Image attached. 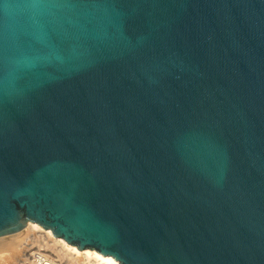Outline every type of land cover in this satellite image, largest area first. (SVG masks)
I'll list each match as a JSON object with an SVG mask.
<instances>
[{
  "label": "water",
  "instance_id": "1",
  "mask_svg": "<svg viewBox=\"0 0 264 264\" xmlns=\"http://www.w3.org/2000/svg\"><path fill=\"white\" fill-rule=\"evenodd\" d=\"M120 264H264V0H0V239Z\"/></svg>",
  "mask_w": 264,
  "mask_h": 264
},
{
  "label": "bare ground",
  "instance_id": "2",
  "mask_svg": "<svg viewBox=\"0 0 264 264\" xmlns=\"http://www.w3.org/2000/svg\"><path fill=\"white\" fill-rule=\"evenodd\" d=\"M43 229L44 228L37 224L30 223L24 230L17 234L18 236L16 235L17 238L13 236L15 239L10 240L8 242L4 241L2 243L6 244L4 245L5 249L12 248L13 251H17L18 258L21 259L22 257H27L25 259L29 261L34 256V259H38L39 264H54L53 259L49 262V258L51 256L58 258V262H60V264H120L118 261H115L114 258H112L111 256L104 257L94 250L90 251L89 249H86L82 250L81 252H78L73 245L68 244L63 239L54 237L50 230L44 229V231ZM31 238H33V240L37 239L36 242H43L44 240H47L46 243L49 245V249L47 248V251L51 254V256H47L45 254L41 255L40 252V254H34L31 252L33 248L28 251L24 250L25 247L21 248L23 245L21 244L22 241H27ZM25 243L27 245V242ZM46 243L45 245H47ZM0 245L3 244H1L0 242ZM1 248H3V246H1ZM37 248L39 249L40 246L38 245Z\"/></svg>",
  "mask_w": 264,
  "mask_h": 264
},
{
  "label": "rangeland",
  "instance_id": "3",
  "mask_svg": "<svg viewBox=\"0 0 264 264\" xmlns=\"http://www.w3.org/2000/svg\"><path fill=\"white\" fill-rule=\"evenodd\" d=\"M44 230V229H43ZM45 231V230H44ZM20 233V232H19ZM18 236V235H17ZM15 238H17L16 237V235H15ZM13 236L10 238V237H8V239H6V238H3V239H5V240H2V239H0L1 241V244H3V245H0V264H39V262L37 263L36 261H37V259H36V261H35V259H33L34 258V256L32 257V259L31 260H29V261H27V259H25V258H27V257H22L21 259L20 258H18L17 256V251H13L12 250V248H10L11 249V251H10V249L8 248V247H6V248H8V249H5V246L4 245H6V244H4V243H2V242H4V241H6V242H8V241H10V240H13V239H15ZM61 239V238H60ZM36 240L37 239H35V240H33V238H31V239H29V240H27V241H22V243L21 244H23L22 245V247L21 248H23V247H25V249L24 250H30L31 248H33L32 249V253H34V254H38L39 252L41 253V255H49V256H51V254L47 251L49 248V245L46 243L47 242V240H44L43 242H41V241H38V242H36ZM25 242H27V245H26V243L24 244ZM45 243L47 244V245H45ZM32 244V245H31ZM26 245V246H25ZM40 246V250L37 248V246ZM1 246H3V248H1ZM48 248V249H47ZM51 248V247H50ZM4 249V250H3ZM30 253V252H29ZM39 253V254H40ZM52 259L54 260L53 262H54V264H60V262H58V258H56V257H53V256H51L50 258H49V262L50 261H52ZM33 261V262H32ZM35 261V262H34Z\"/></svg>",
  "mask_w": 264,
  "mask_h": 264
},
{
  "label": "built area",
  "instance_id": "4",
  "mask_svg": "<svg viewBox=\"0 0 264 264\" xmlns=\"http://www.w3.org/2000/svg\"><path fill=\"white\" fill-rule=\"evenodd\" d=\"M33 259H34V258H33ZM36 259H37V258H36ZM36 259H35V261H36ZM35 261H34V262H35ZM36 262L38 263V259H37V261H36Z\"/></svg>",
  "mask_w": 264,
  "mask_h": 264
}]
</instances>
